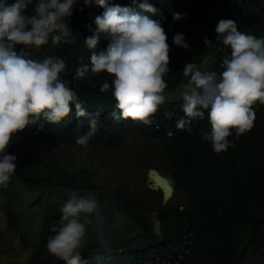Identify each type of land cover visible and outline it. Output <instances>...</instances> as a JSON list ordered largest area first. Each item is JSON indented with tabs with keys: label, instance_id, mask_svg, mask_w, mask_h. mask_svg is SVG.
<instances>
[{
	"label": "trees",
	"instance_id": "16d2710c",
	"mask_svg": "<svg viewBox=\"0 0 264 264\" xmlns=\"http://www.w3.org/2000/svg\"><path fill=\"white\" fill-rule=\"evenodd\" d=\"M4 2L12 4L15 0H0ZM146 2L158 10L157 15H147L161 19L170 45V71L164 76L165 90H174L184 83L187 77L183 69L188 62L203 64V71L224 70L223 60L230 58L231 49L217 41L216 27L221 20L231 19L240 32L264 38V0ZM108 4L134 6L133 0H108ZM28 11H32L31 5ZM72 11L66 22L76 35L75 42L54 46L50 39L39 49H28L30 58L43 60L53 56L65 61L67 68L61 79L70 82L69 86L84 102L85 111L97 113L99 117L97 132L89 139L88 146L120 148L135 129L160 139L161 155L170 168L173 192L183 193L187 203L167 205L163 201L154 210H137L124 195L99 187L98 174L88 168H82L79 173L87 188L75 186L72 172L53 154L56 145L76 140L90 131L88 119L77 117L72 105L71 114L59 123L52 124L41 118L18 132L11 143L17 152V167L8 186L2 188L10 197L6 208L8 229L21 230L24 247L30 250L24 264H66L51 255L46 246L49 237L54 235L51 229L58 227L60 208L70 190L82 196L94 194L101 205L105 242L101 243L90 227L79 250L80 264H245L250 254H259L264 249V103L252 106L256 114L253 127L239 138L233 129L229 140L234 147L221 153L213 150L210 141L202 140L212 130L208 110H203V119L195 118L184 130L176 129L177 121L184 117L183 100L165 101L160 105L152 117L155 121L152 125L131 118L117 121L110 115L116 103L112 89L107 93L99 91L104 81L111 84L114 77L107 73H89L77 79L75 75L81 57L89 63L90 52L84 40L94 34L95 18L105 9L94 0L91 5L77 0ZM174 12L186 15L174 21ZM177 33L184 35L189 49L173 43ZM204 38L211 41L208 46ZM108 42L107 36L101 34L98 47L105 49ZM22 47L17 46V50ZM169 131L173 133L171 137L167 135ZM30 174L39 184L51 187L54 193L49 194L42 207L41 227L34 234L26 227L28 212L18 208L19 192L23 190L19 179ZM155 220L159 222L160 232L155 228Z\"/></svg>",
	"mask_w": 264,
	"mask_h": 264
},
{
	"label": "clouds",
	"instance_id": "9594fccd",
	"mask_svg": "<svg viewBox=\"0 0 264 264\" xmlns=\"http://www.w3.org/2000/svg\"><path fill=\"white\" fill-rule=\"evenodd\" d=\"M94 2L105 11L95 18L94 34L84 40L90 52L89 63L80 58L76 78L83 79L89 73L114 77L111 84L104 81L99 89L101 93L112 89L116 103L111 117L152 125L155 122L152 117L166 101L164 76L170 71V45L165 28L161 19L147 15H157L158 10L146 0L142 3L133 0L132 7L109 6L108 0ZM76 3L77 0L0 3V186H8L17 167V157L8 154L7 149L13 137L29 124L41 118L57 124L71 114L74 105L76 116L87 118L90 128L75 143L87 148L89 139L97 132L98 114L87 113L70 82L61 79L67 68L65 61L53 56L34 60L28 51L41 48L50 39L54 46L74 43L76 35L66 17L72 16ZM84 3L91 5L93 0ZM172 15L178 21L186 14ZM216 33L217 41L230 47V58L223 60L224 70L220 73L202 71L196 63L185 64L183 75L189 79L182 98L175 100H183L184 117L175 127L184 130L193 119H203V110H208L212 130L202 140L210 141L213 150L221 153L234 147L229 140L233 129L239 138L253 127L256 114L252 106L264 103V38L240 32L231 19L221 20ZM101 34L109 40L105 49L98 47ZM203 42L207 46L211 43L207 38ZM173 43L186 50L190 47L180 33L174 36ZM17 46L24 47L18 51ZM167 135L171 137L173 133L169 131ZM60 213L58 227L51 229L54 235L48 239L47 250L66 264H80L79 250L90 227L101 243L105 242L100 202L94 194L82 196L70 190Z\"/></svg>",
	"mask_w": 264,
	"mask_h": 264
},
{
	"label": "rangeland",
	"instance_id": "374dc122",
	"mask_svg": "<svg viewBox=\"0 0 264 264\" xmlns=\"http://www.w3.org/2000/svg\"><path fill=\"white\" fill-rule=\"evenodd\" d=\"M203 67V64L199 65L202 71ZM206 67L208 64H205ZM188 79L174 90H165V100L171 102L181 99ZM161 150L160 139L135 129L125 138L120 148H85L73 140L56 145L53 154L58 157L61 165L67 166L72 172L74 185L78 188H87L79 178V173L82 168H88L98 174L96 184L99 187L124 195L137 210L151 211L163 204V201L167 205L187 203L183 193L173 192L170 168ZM7 153L17 157L13 144H10ZM19 181H22L23 190L19 192L21 198L18 208L28 212L25 215L26 227L34 234L41 227L42 207L49 194H54L51 193L53 189L39 184L31 174L21 177ZM9 201V194L0 186V264H24L30 250L24 247L21 230L8 229L6 208ZM155 226L158 230L157 220ZM245 264H264V249L257 255L250 254Z\"/></svg>",
	"mask_w": 264,
	"mask_h": 264
},
{
	"label": "water",
	"instance_id": "95a60500",
	"mask_svg": "<svg viewBox=\"0 0 264 264\" xmlns=\"http://www.w3.org/2000/svg\"><path fill=\"white\" fill-rule=\"evenodd\" d=\"M157 230V229H156Z\"/></svg>",
	"mask_w": 264,
	"mask_h": 264
}]
</instances>
